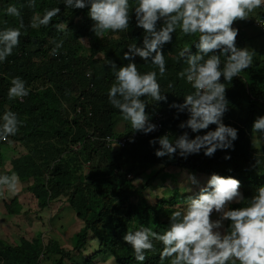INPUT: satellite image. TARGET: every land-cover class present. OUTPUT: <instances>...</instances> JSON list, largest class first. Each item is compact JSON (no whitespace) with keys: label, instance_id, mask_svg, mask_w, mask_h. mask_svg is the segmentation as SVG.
I'll return each mask as SVG.
<instances>
[{"label":"trees","instance_id":"1","mask_svg":"<svg viewBox=\"0 0 264 264\" xmlns=\"http://www.w3.org/2000/svg\"><path fill=\"white\" fill-rule=\"evenodd\" d=\"M10 4L20 9L25 28L21 29L19 46L4 61V65L0 64L2 72L0 116L10 110L16 113L24 124L15 136L9 137L11 143L5 144L9 147L7 149L14 153V143L29 144L37 138H51L61 144L63 151L58 149L56 141L53 140L47 152L11 156L8 176L15 173L21 182H32V186L27 189L35 196L34 203L39 210L49 208L51 201L58 200L67 193L68 198L63 197L64 202H61V208L66 204L71 205L76 211L77 222L74 223L75 244L71 249L60 243L58 235L63 232V229L59 230L53 226L51 234L46 231L52 226L51 220L55 216L51 217V220L49 218L48 224L38 226V221L43 218L34 217L38 219L35 227L39 228L33 238L36 241L34 242L31 238L26 239V233L22 237L15 232L14 215L21 213L32 215L37 210L30 212L26 204L21 203L18 197H14L9 204H6L9 218L2 225L4 230L1 226L0 236L4 234L5 238L8 236L12 243L17 244L12 245L0 237V264H44L49 262L51 257H56L58 264H99L100 260L106 261L108 258L114 259L116 264H139L134 258L131 247L123 242V234L126 231H134L141 225L152 227L155 231H163L168 227V217L171 212L182 208L187 196L198 191L194 188L192 193H188L186 185L180 184L176 187L175 184L172 188L166 189L164 194H161V197L152 204L142 194L143 190L137 189L127 178L129 172H134L143 165L158 167L163 164V167H158L160 169L158 171L164 176L167 173L174 174V171L177 172L176 176H179L183 170H187L195 173L198 178L202 176L201 184L206 183L212 173L231 175L241 181V191L245 197H250L257 187L264 185V163L260 160L262 156L255 159L250 140L253 121L260 109H264L263 31L255 29L254 32H249L262 38L253 43L259 53L255 55L252 66L241 72L231 83H226L229 109L223 122L244 130L246 132L244 138H238L234 142V151L218 150L211 158L204 156L201 152L199 155L190 156L187 160L179 157L169 160L168 157L157 158L155 149L140 152L137 148L139 141L142 140L139 139L130 143L120 153L108 149L105 142L107 136L120 137L127 132H133L132 128L123 134L116 132L118 123L125 121L121 119L119 111L108 101L107 92L115 77L112 70L106 66L105 58L114 60L118 66L127 64L128 61L123 59V54L128 50V45L142 44L143 31L135 27L134 18L126 31L109 32L104 37L98 38L91 31L93 22L87 16V8L71 10L64 7L63 0H35V8L28 6L29 0H0V29L18 27L17 18L5 14ZM51 7H60L61 13L53 18L48 27L41 26L38 29L28 27L34 14L42 15L44 9ZM61 22L67 24V30L64 32L57 31L55 27ZM247 33L246 31V34H239L238 47H245ZM185 39L183 36L177 40L173 36L172 44L165 45L164 48L167 72L164 77L158 75L157 79L161 84L162 92L168 96L169 103L173 101L183 103L184 96L193 91L190 84L177 76V73L186 67L183 60H177L180 49L192 47V52H196L194 44L198 37L185 36ZM61 40H63V47L59 49V54L50 55L55 42ZM85 40L87 44H84ZM224 59L221 57L222 62ZM136 63L141 73L156 70L150 63L140 60L139 57L136 58ZM17 76L26 82L30 93L23 100L10 101L7 97L8 88L11 78ZM221 82H224L223 78ZM57 95L61 96L59 101ZM64 98H67L68 102ZM60 101H65L66 106L56 107L55 105ZM79 106L82 110L77 113ZM146 111L153 123L158 115H161L164 121L162 129L149 134L145 141L163 135L165 132H168L170 138L175 139V136L182 132L178 124L187 119L186 114H182L179 120L174 119L175 109L170 110L168 104L162 102H150ZM55 114L58 116L59 124L52 127L51 119ZM215 127L211 125L210 129L214 130ZM188 131L190 138H194L196 133H192L190 129ZM91 137H97L99 141L91 143ZM79 142H83V148L77 153L87 152L89 159H93L97 154L113 153V160H110L107 168L114 175L107 180V188L106 186L104 189L100 188L103 198L97 207L95 204L91 206L88 203V196L83 189L78 187L74 192H70L69 188L61 182L69 176V172L61 164L63 157L49 160L54 156L55 149L60 155L73 153L71 146ZM3 147L0 145V168H4L5 161H8L6 148ZM155 147L159 148V145ZM133 155L139 159L136 164L131 165L130 160ZM225 155H230L231 159L225 160ZM56 162L57 166H55ZM53 167L55 168L52 170ZM177 181L175 177L173 183ZM89 185L97 186L94 182ZM246 203L247 200L242 202V205H233V207L243 206ZM25 206L29 210H23ZM161 248L162 245L155 242V250L145 254L147 259L143 264H160ZM165 264L168 262L165 261Z\"/></svg>","mask_w":264,"mask_h":264},{"label":"clouds","instance_id":"2","mask_svg":"<svg viewBox=\"0 0 264 264\" xmlns=\"http://www.w3.org/2000/svg\"><path fill=\"white\" fill-rule=\"evenodd\" d=\"M63 5L71 10L87 8V16L93 22L91 31L98 38L109 32L126 31L133 18L135 27L143 31L142 44H129L123 54L127 64L118 66L114 60L105 58L106 66L115 77L107 92L108 101L133 129V132L114 137L131 136L124 148L117 150L107 146L108 149L120 153L135 140H145L149 134L162 129L157 124L159 115L153 123L146 111L149 103L155 101L167 103L170 110L175 109L174 119L179 120L182 114L187 116L178 124L182 132L175 139L165 132L148 141L157 158L187 160L201 152L211 158L218 150H235L239 130L223 122L229 109L226 83H231L253 64L255 49L238 47L237 38L241 31L249 28L264 32V0H63ZM28 6L35 8V0H29ZM60 13V7L46 8L42 15H33L28 27H48ZM253 13L254 17L249 20ZM5 14L17 18L18 27L0 29V64L3 65L19 46L21 29L25 28L17 6L10 4ZM242 21L241 27L235 26ZM55 27L60 32L67 30V24L63 22ZM178 30L183 36L198 37L194 44L196 52H192V47H183L177 56V60H183L186 65L177 76L190 84L193 91L184 96L183 103H169L157 77H164L167 72L164 48L172 44ZM62 47L63 40L55 42L50 55H58ZM137 57L156 70L141 73ZM221 57L225 58L223 62ZM29 93L23 79L19 76L11 78L7 92L10 101L23 100ZM163 121L162 117L161 124ZM23 124L16 113L5 111L0 116V143H11L9 137L15 136ZM211 125L216 126L214 130L210 129ZM189 129L196 133L194 138H190ZM252 132L264 135V115L254 119ZM95 141H99L98 138L91 137V143ZM79 143L81 147L74 149ZM79 143L71 146L73 153L83 148V142ZM157 144L159 148L155 147ZM224 159L230 160L231 156L225 155ZM182 176L188 193L194 188L198 191L187 196L182 208L171 212L166 229L155 231L141 225L123 234V242L131 247L135 260L143 264L147 259L145 254L154 251L155 242H159L162 245L160 264L165 261L168 264H264V185L257 187L250 197H245L241 181L231 175L212 173L204 184L195 173L187 170H183ZM131 177L133 174L129 173L127 178L130 180ZM19 191L17 174L0 176V196L5 192L16 195ZM245 200L247 203L243 206L233 207L242 205ZM2 206L7 210L5 202ZM61 209L74 208L66 204ZM8 216L0 213V228ZM3 235L0 237L6 240ZM60 243L65 246L61 239Z\"/></svg>","mask_w":264,"mask_h":264},{"label":"rangeland","instance_id":"3","mask_svg":"<svg viewBox=\"0 0 264 264\" xmlns=\"http://www.w3.org/2000/svg\"><path fill=\"white\" fill-rule=\"evenodd\" d=\"M131 2V0H130ZM254 17V13L250 16L249 20ZM242 22H237L235 24L236 27H241ZM248 33L245 35L247 43L245 44V47H249L251 49H255L256 54L259 53V50L256 49V45H254V42H258L262 38L259 36H256L255 34H250L249 32H254L253 29L249 28L246 30ZM246 31H241V34H246ZM174 37L177 40H180L183 35L179 32V30L174 34ZM192 37V36H191ZM196 37V36H194ZM184 40L185 36H184ZM87 44V40H85V43ZM59 96V95H57ZM61 99V96H59L58 101ZM65 101L68 102L67 98H64ZM64 101V102H65ZM60 101L57 102L55 105L56 107L60 106H66V104ZM264 115V109H260L258 112V116ZM57 115L55 114L54 117L51 119V126L55 127L58 126L59 122L57 120ZM131 125L130 123L126 122H119L116 126V132L123 133L125 131H128ZM238 129V128H237ZM238 135L240 139L244 138V135L246 132L244 130L238 129ZM56 141L58 149L63 151V147L56 139H43V138H37L34 141L29 142V144L23 143H14L15 152L12 153V151H9V147L7 144L0 145L4 146L3 148H6V155L8 156L7 160L5 161L6 166L4 168H0V176L8 175V171L10 170V164L11 160L10 157H15L17 155L26 154V153H34V152H47L50 148V144L52 141ZM251 151L256 158H260V160L263 162L264 158V135H261L259 133H253L251 135ZM10 145V144H9ZM8 147V149H7ZM140 150V152L143 151H149L154 149L151 147L148 143V141L142 140L139 141V147L137 148ZM111 153V152H110ZM48 155L47 153H45ZM113 154V153H112ZM112 154H97L93 157V159H89V153L87 152H79V153H65L63 155H60L57 150L55 149V154L51 159L53 160L55 157L56 159L58 157H63L61 164L64 166L65 170L69 172V176L67 178L62 179L61 182L66 186V188H69V191L74 192L75 189L80 187L85 191V194L88 196L90 205H100V200H102L103 196L100 192V188H103L106 186L107 188V180L111 179V176L114 175L113 172H110L107 166L110 165V160H113ZM138 157H135V155L132 156V159L130 160V164H136L138 161ZM115 160V158H114ZM90 162L91 164H87ZM58 163H55V166H57ZM55 167L52 168V170ZM160 170L158 167H152L150 165H143L140 166L136 171L129 172L131 175L133 174V177L130 178V182L133 183V185L139 189L143 190V193L145 197L148 199L150 203H155L157 201L158 197H161V194H164L166 189L172 188L173 186L176 187L181 185H186L184 182V177L182 176V173L177 175V172L174 171V174L167 173L165 176L163 174H160ZM128 173V174H129ZM115 177V176H114ZM175 177H177V183H173ZM202 176H199V179H201ZM94 182L95 185H89L90 183ZM121 183V181H119ZM30 186H32V182H21L20 181V191L16 195H10L9 193L5 192L3 196H0V213L2 215L8 214V210H6L2 205L3 202L6 204H9L13 200L14 197H18L19 201L23 204H26L30 208V212H35L32 215H27V213L14 215V230L17 233V235H21L25 238H31L33 239L35 234L37 233V228L35 227V223H37L38 219H35L34 217L39 216L43 217L42 220L38 221L37 226L39 224H48V220L50 217L55 216L51 221L52 226L48 227L46 231H49L48 233L51 234L53 230V226L57 227L59 230L63 229L62 233L58 235V238H60L64 243L66 247L73 248L75 243V235H76V226L75 222H77V216L76 211L74 209H61V202H64V199H58L56 202H52L50 207L48 209H38L37 205L34 203L35 196L28 192V189ZM144 188V189H143ZM175 189V188H174ZM66 198H68L67 193L64 195ZM2 204V205H1ZM25 206L23 210H29L28 207ZM90 206V207H91ZM62 210V211H61ZM27 212V211H26ZM26 214V215H25ZM215 218V217H214ZM79 219V218H78ZM36 220V221H35ZM41 227V226H40ZM2 230H4V226H2ZM47 233V232H46ZM7 236V235H6ZM4 237V235H3ZM6 241L8 243H12L11 239L7 236ZM35 242L36 240L33 239ZM95 242V240L93 241ZM19 243V242H18ZM17 243H12V245H16ZM88 251H92L89 250ZM86 251V252H88ZM87 254V253H86ZM42 258V256L40 257ZM56 257H51V260L49 262H44V264H58L59 261H56ZM66 264V263H62ZM99 264H116L115 260L112 258H108L106 261L100 260Z\"/></svg>","mask_w":264,"mask_h":264},{"label":"built area","instance_id":"4","mask_svg":"<svg viewBox=\"0 0 264 264\" xmlns=\"http://www.w3.org/2000/svg\"><path fill=\"white\" fill-rule=\"evenodd\" d=\"M81 110H82L81 107H78L77 108V113H80ZM89 115L91 116V114H89ZM161 121H162V117L159 115L158 119H157V124L160 126L159 128L162 127ZM135 136H137V135H135ZM129 137H131V136L124 137V138H121V139H115L114 137L108 136V137L105 138V142L107 143L108 147L115 148L117 150H121L129 142ZM80 147H81V143H79L78 146H76L74 149H77V148H80Z\"/></svg>","mask_w":264,"mask_h":264}]
</instances>
